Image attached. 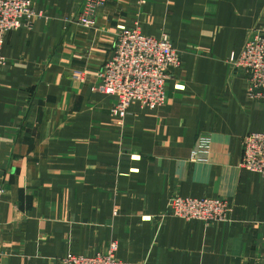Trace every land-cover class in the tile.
I'll return each instance as SVG.
<instances>
[{"label":"crops","instance_id":"crops-1","mask_svg":"<svg viewBox=\"0 0 264 264\" xmlns=\"http://www.w3.org/2000/svg\"><path fill=\"white\" fill-rule=\"evenodd\" d=\"M28 1L32 19L0 52V264H61L113 242L130 264H264V182L240 167L264 102L234 67L264 0H107L90 29L75 20L84 0ZM136 25L167 34L182 63L165 105L135 102L120 119L96 87ZM202 135L211 151L193 162ZM177 195L227 199L230 221L171 216Z\"/></svg>","mask_w":264,"mask_h":264},{"label":"built area","instance_id":"built-area-1","mask_svg":"<svg viewBox=\"0 0 264 264\" xmlns=\"http://www.w3.org/2000/svg\"><path fill=\"white\" fill-rule=\"evenodd\" d=\"M106 1L84 0L75 19L78 25L84 29L92 28L98 10ZM33 15L28 0H0V52L6 35L22 27ZM3 61L0 53V63ZM181 63L182 53L167 34L157 37L144 34L138 25L125 27L117 37L114 56L101 69L96 88L114 96L115 110L123 119L135 102L153 109L165 105L169 71ZM234 67L246 75L251 96L264 102V28L256 30L247 40L240 57L234 61ZM75 77L83 81L85 72L76 71ZM242 142L240 167L258 172L264 182V131L251 132ZM211 147L212 138L200 136L191 161H205ZM168 213L186 220L227 222L230 221L231 206L227 199L220 197L174 196ZM116 250L117 243L113 242L108 253H71L61 264H130L119 259Z\"/></svg>","mask_w":264,"mask_h":264},{"label":"rangeland","instance_id":"rangeland-1","mask_svg":"<svg viewBox=\"0 0 264 264\" xmlns=\"http://www.w3.org/2000/svg\"><path fill=\"white\" fill-rule=\"evenodd\" d=\"M177 196H180V195H177ZM169 214V213H168ZM170 215V214H169Z\"/></svg>","mask_w":264,"mask_h":264}]
</instances>
